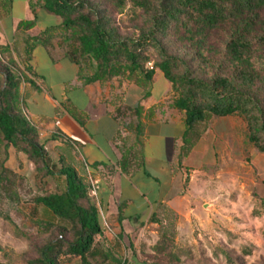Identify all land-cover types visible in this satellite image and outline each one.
I'll use <instances>...</instances> for the list:
<instances>
[{
  "label": "trees",
  "instance_id": "trees-1",
  "mask_svg": "<svg viewBox=\"0 0 264 264\" xmlns=\"http://www.w3.org/2000/svg\"><path fill=\"white\" fill-rule=\"evenodd\" d=\"M39 2L61 19L63 28L74 32L79 55L93 63V73L83 77L84 83L125 77L147 84L156 70L163 74L171 84L173 107L184 113L178 166L199 139L197 127L212 117L241 115L248 140L264 153V0ZM127 12L131 26H122L117 16ZM8 52V47L0 49V146L25 154L45 175L58 168L54 172L65 180L63 191L33 198L51 217L40 229L51 232L30 244L32 256L24 255L26 264H62L66 257L94 264L89 256L97 251L95 236L101 223L89 183L63 159L51 163L37 127L24 113L15 62L2 57ZM141 109L133 110L138 119ZM173 245L172 237L163 233L153 250L165 262L153 264H179ZM224 254L231 261L229 253Z\"/></svg>",
  "mask_w": 264,
  "mask_h": 264
},
{
  "label": "rangeland",
  "instance_id": "rangeland-1",
  "mask_svg": "<svg viewBox=\"0 0 264 264\" xmlns=\"http://www.w3.org/2000/svg\"><path fill=\"white\" fill-rule=\"evenodd\" d=\"M11 6L9 19L32 18L22 0H12ZM130 15L127 12L118 15L117 19H120L122 26H131ZM38 19L42 24H49L41 14ZM22 25L29 26L30 23ZM68 34L71 38L70 52L78 60L81 74L91 75L93 63L79 55L76 35L72 31H68ZM0 44H3L1 40ZM2 57L9 60L12 54L4 53ZM22 59L13 60L20 79L25 80ZM165 82L163 75L156 78L151 89L153 98L161 95ZM136 90L133 87L127 93V104L132 107L138 106ZM148 90L142 89V99L148 97ZM172 101L171 90L167 100L146 110L145 117L142 115L144 109H141L139 119L133 110H129L125 117L131 119L126 123L152 121L156 110L162 107L169 110L173 107ZM176 113L182 114L179 111ZM148 124L182 123L168 120ZM197 130L200 133L198 141L183 165L176 170L179 172L172 191L178 193L182 187L184 195L177 211L158 209L150 224L140 226L123 246L120 242L111 246L97 240V251L89 256L92 263H164L165 260H160L153 247L166 233L172 237L173 250L180 258L179 264H264V153H260L248 140L246 120L239 114L212 117L200 124ZM166 159L163 151L146 165L147 173L159 179L162 194L170 188L168 171L164 169ZM55 161L58 163V160ZM2 167L6 172H2ZM53 170L57 172L58 168ZM54 171L45 175L44 171L35 169L25 154L11 146H0V264H26L24 255L32 256L30 244H37L49 237L51 229L44 233L40 228L51 217L41 206L34 204L33 198L46 192L63 190L64 179ZM23 234L29 236L30 241ZM224 252L229 253L231 261L226 260ZM105 253L108 257H105ZM103 258L104 261L100 262ZM62 264H79V259L66 257Z\"/></svg>",
  "mask_w": 264,
  "mask_h": 264
},
{
  "label": "crops",
  "instance_id": "crops-1",
  "mask_svg": "<svg viewBox=\"0 0 264 264\" xmlns=\"http://www.w3.org/2000/svg\"><path fill=\"white\" fill-rule=\"evenodd\" d=\"M11 2L0 0V49L8 47L16 61L23 58L25 80L21 77L19 95L24 113L37 127L51 163L63 159L88 183H95L92 197L101 223L95 241L111 246L120 242L123 246L140 226L150 224L158 209L177 211L184 198L181 186L178 193L172 191L179 172L184 113L162 107L152 121L142 119L144 124L139 129L138 124H127L131 117H125L135 108L127 104L131 88L138 89L136 102L145 117L146 110L169 98L171 84L166 80L163 92L155 99L151 89L156 78L163 75L158 70L148 84L121 77L84 83L80 64L70 52L68 31L72 30L63 28L61 19L47 12L39 0H22L30 20L9 19ZM40 14L49 24L40 22ZM25 22L30 25L23 26ZM144 88L149 89L148 97L142 99ZM168 120L182 124H148ZM163 151L170 188L162 194L159 179L147 173L146 165Z\"/></svg>",
  "mask_w": 264,
  "mask_h": 264
},
{
  "label": "built area",
  "instance_id": "built-area-1",
  "mask_svg": "<svg viewBox=\"0 0 264 264\" xmlns=\"http://www.w3.org/2000/svg\"><path fill=\"white\" fill-rule=\"evenodd\" d=\"M89 186H90L89 194L92 196V195H94L96 185L94 182H92V183H89Z\"/></svg>",
  "mask_w": 264,
  "mask_h": 264
}]
</instances>
